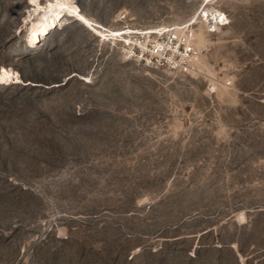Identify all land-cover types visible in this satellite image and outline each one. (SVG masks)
Here are the masks:
<instances>
[{
	"label": "rangeland",
	"instance_id": "1",
	"mask_svg": "<svg viewBox=\"0 0 264 264\" xmlns=\"http://www.w3.org/2000/svg\"><path fill=\"white\" fill-rule=\"evenodd\" d=\"M31 1L0 0V264H264V0H72L182 25L189 70L66 14L30 40Z\"/></svg>",
	"mask_w": 264,
	"mask_h": 264
},
{
	"label": "built area",
	"instance_id": "2",
	"mask_svg": "<svg viewBox=\"0 0 264 264\" xmlns=\"http://www.w3.org/2000/svg\"><path fill=\"white\" fill-rule=\"evenodd\" d=\"M220 25L227 24L225 14L218 18ZM110 31L105 30V38H113ZM136 44L127 49L128 54L133 58L144 61L148 66H163L177 70H189L191 67L192 53L195 52V45L192 31H188L180 25H170L158 29L152 36L137 37ZM126 44L130 43L123 40ZM134 44V43H133Z\"/></svg>",
	"mask_w": 264,
	"mask_h": 264
},
{
	"label": "bare ground",
	"instance_id": "3",
	"mask_svg": "<svg viewBox=\"0 0 264 264\" xmlns=\"http://www.w3.org/2000/svg\"><path fill=\"white\" fill-rule=\"evenodd\" d=\"M31 5L34 6V9L31 14V24L29 27V32L27 34L30 40L37 39L40 36V34L52 28V26L57 22H59L61 17L65 14L75 17L83 25L87 27L90 26L96 33L101 35L106 34L105 30L110 31L109 34H111L112 37H117V36L128 37L127 33L129 34L138 33L135 34L132 38H128L130 40H128L127 38L123 39L127 42H131L137 39V36L139 35L150 37L152 36V33L158 32V29L155 30L152 28H148L149 30H140L136 28L125 27L117 30H112L109 28L99 27L96 24H94L92 19L88 15H86L80 9L78 4H76L72 0H46L45 3H43L41 0H32ZM220 15H223V13L218 11L217 14L213 15L212 19L219 18ZM207 16L209 17V14H207ZM215 22H218V19ZM177 26L180 27V25ZM14 78L16 80L19 79L18 75L15 74L14 71L6 67H2V70L0 72V79H4V80L8 79L10 81L13 80Z\"/></svg>",
	"mask_w": 264,
	"mask_h": 264
},
{
	"label": "snow or ice",
	"instance_id": "4",
	"mask_svg": "<svg viewBox=\"0 0 264 264\" xmlns=\"http://www.w3.org/2000/svg\"><path fill=\"white\" fill-rule=\"evenodd\" d=\"M83 19V18H82Z\"/></svg>",
	"mask_w": 264,
	"mask_h": 264
}]
</instances>
